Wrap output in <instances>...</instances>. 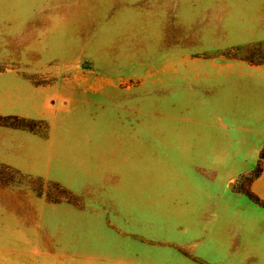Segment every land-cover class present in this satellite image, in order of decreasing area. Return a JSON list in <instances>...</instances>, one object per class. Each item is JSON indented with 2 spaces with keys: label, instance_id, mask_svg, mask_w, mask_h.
<instances>
[{
  "label": "rangeland",
  "instance_id": "obj_1",
  "mask_svg": "<svg viewBox=\"0 0 264 264\" xmlns=\"http://www.w3.org/2000/svg\"><path fill=\"white\" fill-rule=\"evenodd\" d=\"M262 154L264 0H0V264H264Z\"/></svg>",
  "mask_w": 264,
  "mask_h": 264
},
{
  "label": "trees",
  "instance_id": "obj_2",
  "mask_svg": "<svg viewBox=\"0 0 264 264\" xmlns=\"http://www.w3.org/2000/svg\"><path fill=\"white\" fill-rule=\"evenodd\" d=\"M259 163H258V166L255 170V174H254V178L258 177L260 175V173L262 172L263 170V166L261 165L262 162L264 160V154H262V156H260L259 158ZM244 194L246 196H248L251 200H253L258 206L264 208V200L261 199L258 195H256L254 192H252L251 190L249 191H244Z\"/></svg>",
  "mask_w": 264,
  "mask_h": 264
},
{
  "label": "crops",
  "instance_id": "obj_3",
  "mask_svg": "<svg viewBox=\"0 0 264 264\" xmlns=\"http://www.w3.org/2000/svg\"><path fill=\"white\" fill-rule=\"evenodd\" d=\"M264 167H263V170H262V172L260 173V175L258 176V177H256L255 179H254V181L257 179V178H259L258 180H256L255 181V183H254V189L253 188H251V191L252 192H254L256 195H258L261 199H263L264 200V188H262V190L260 191V189H259V184H260V179L264 176ZM245 196V195H244ZM256 205V204H255ZM256 206H258V205H256ZM259 208H262V207H260V206H258ZM262 209H264V208H262ZM264 211V210H263ZM262 235L264 236V232H262Z\"/></svg>",
  "mask_w": 264,
  "mask_h": 264
},
{
  "label": "water",
  "instance_id": "obj_4",
  "mask_svg": "<svg viewBox=\"0 0 264 264\" xmlns=\"http://www.w3.org/2000/svg\"><path fill=\"white\" fill-rule=\"evenodd\" d=\"M89 63L88 62H85L84 65L87 66Z\"/></svg>",
  "mask_w": 264,
  "mask_h": 264
}]
</instances>
